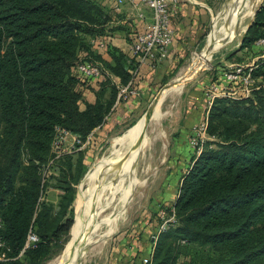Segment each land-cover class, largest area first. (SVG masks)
<instances>
[{"label": "trees", "instance_id": "16d2710c", "mask_svg": "<svg viewBox=\"0 0 264 264\" xmlns=\"http://www.w3.org/2000/svg\"><path fill=\"white\" fill-rule=\"evenodd\" d=\"M113 19L101 0H0V250L7 258L0 264H41L73 223L84 153L53 145L62 130L84 142L127 99L109 75L132 86L138 62L113 44L110 59L91 49L115 31L132 42L130 29ZM259 39L264 0L240 50ZM84 53L109 75L102 73L95 101L81 109L74 69ZM250 73L247 96H216L206 105L209 139L198 154L192 149L167 211L173 221L155 226L151 264H264V58ZM49 187L60 190L56 204L44 197ZM29 229L38 240L19 255Z\"/></svg>", "mask_w": 264, "mask_h": 264}, {"label": "rangeland", "instance_id": "374dc122", "mask_svg": "<svg viewBox=\"0 0 264 264\" xmlns=\"http://www.w3.org/2000/svg\"><path fill=\"white\" fill-rule=\"evenodd\" d=\"M226 3L227 0L211 1L212 20L209 27H207L204 45L188 50L185 59L181 60L177 68L172 72L170 81L177 78L184 80L180 85L181 89L173 95H165L163 103H161L163 116L157 121V126L152 123L146 127L147 146L140 148L138 145L134 146L131 160L125 163L124 169L119 175H115L108 191L109 195L107 193V197L99 203V213L96 220L97 228L93 234V244L81 264H108L111 253L116 251L121 241L126 240L129 244L136 243L142 239L144 233L146 234L145 238H149L153 231L152 228L156 224H160L159 221L161 222V219L167 217V211L175 199L181 176L186 171L193 152L192 148H190L188 161L183 166L179 167L176 164V161L179 160V154L176 153L175 146L179 141L183 118L192 99L197 98L198 101L199 97L204 96L207 105V92L212 84L226 85L228 89H235L238 92L234 91L236 93V95L232 94L234 97L247 96L250 93L253 83L247 88H243L239 81L227 83L223 74L238 66H241L243 72L246 73L249 67L253 66L258 59L264 58V45L262 44L255 42L250 49L244 50H240L239 47L245 28L252 22L255 10L262 5L263 0H239L235 2L233 9L224 12V17L221 18L222 13L219 16H214L224 8ZM122 5L118 10L111 6L110 9L114 14V18H117V13ZM213 20L217 21L215 27L217 32L215 35L213 33L217 47L209 57L205 56V58H202L201 53L205 50L206 37L211 32ZM127 23L124 24L130 29L132 26ZM120 36L125 39L128 38L124 33L115 31L111 34L107 33L102 39L92 40V52L105 59L107 45H114L117 42L116 39L120 38ZM226 36L230 39L221 46ZM94 41L99 43L94 44ZM100 43L103 45L100 46ZM127 43L128 45L130 44L129 41ZM231 53V58L226 59V56ZM85 56L86 53L81 58ZM87 56H91L98 62L96 63L100 66L102 73H107L102 61L92 55L87 54ZM238 59H241V61ZM74 76H76L77 81L75 89L80 93L84 88H90L93 83L98 82L82 80L75 72ZM187 78L190 79L185 81ZM165 84L160 86L158 90L163 88ZM176 84L178 82L176 83L175 81L174 85ZM172 85L170 84L166 87H172ZM166 87H164L165 90ZM193 94L197 95L193 96ZM200 94L201 96H199ZM153 107L154 105L152 109ZM146 108L138 118L125 126L107 134L105 131L102 134L99 132L94 133L89 139V143L82 148L76 146L77 144L71 136L67 137L63 143H58L60 134L56 137L57 141L53 145L56 151L82 150L84 153V172L80 182L75 186V195L71 205L72 220L73 218L75 220V204L80 194V188L85 182L90 169L103 156H107L109 151L116 148L115 142L118 137L137 125L138 121L143 117ZM207 108L209 107L207 106ZM206 139H209L207 134L204 140ZM197 151L196 149V154ZM50 184H53V181H50ZM59 193L60 190L49 187L44 197L52 204H56ZM74 220L68 233L58 240V243L52 247L50 254L41 264H50L60 255L73 235ZM182 258L180 257L179 261Z\"/></svg>", "mask_w": 264, "mask_h": 264}, {"label": "crops", "instance_id": "0c3cea01", "mask_svg": "<svg viewBox=\"0 0 264 264\" xmlns=\"http://www.w3.org/2000/svg\"><path fill=\"white\" fill-rule=\"evenodd\" d=\"M211 1L177 0L172 13L174 36L166 58L162 59L154 69L150 68L146 62L137 65L132 79L133 84L130 86V88H134L137 91V94L125 97L127 99L123 101L116 102L110 113L106 116L102 127L94 130L95 133L99 132L102 134L105 131L107 134L138 118L141 112L148 106L158 88L170 81L172 72L177 68L180 61L185 59L187 51L191 48L204 45L207 27H209L212 20ZM113 2L114 0H101V3L108 8H111ZM141 14H143V17ZM149 15L150 12L147 8L141 5L134 6L133 4L125 3L117 13V18L113 19L112 24H124L128 22L127 24L132 26L130 28L131 34H129L131 38V36L134 37L141 30L144 21L149 18ZM223 15L224 13L221 14V18ZM216 24L217 21L213 20L210 33L216 34ZM208 35L206 37L205 48ZM116 40L117 42L114 45L122 49L128 56H131L130 45L132 42L128 45L127 39L122 38V36ZM106 59H110L107 54ZM109 77L117 87H121L118 77L112 74ZM99 86V83L95 82L90 88H84L81 91L82 99L79 102L81 109L84 108V102L93 103L95 101V91L99 89ZM195 95L193 94V96ZM205 111L206 100L204 96L199 97L198 101L197 98L192 99L183 118V125L179 132V141L175 146L176 153L179 154V160L176 161L179 167L188 161V153L190 151L188 147L189 133L194 125L205 118ZM152 229L153 233L155 226ZM152 233L149 235L150 239L145 238L146 234L144 233L142 239L136 243L129 244L126 240L121 241L116 251L111 253L108 264H139V257L149 253L152 249L150 246L152 245Z\"/></svg>", "mask_w": 264, "mask_h": 264}, {"label": "built area", "instance_id": "2783aa9c", "mask_svg": "<svg viewBox=\"0 0 264 264\" xmlns=\"http://www.w3.org/2000/svg\"><path fill=\"white\" fill-rule=\"evenodd\" d=\"M130 3L134 6H143L147 8L150 12L149 18L144 21L142 28L139 32L135 34L133 37V41L130 45V54L132 58H134L138 64L142 62H146L150 68L154 69L158 63L164 58H166L168 54L169 47L172 43L174 36V28L172 26V13L177 0H114L113 7L115 10H118L119 7L124 3ZM143 17V14H141ZM99 43L98 41H94V44ZM257 44L264 45V39H259L256 41ZM103 44L100 43V46ZM254 67H249L248 71L245 73L241 69V66L234 68L229 72H225L223 74L224 80L228 82H236L239 81L243 85V88H247L252 82L251 70ZM74 72L82 79V80H91V81H99L102 78V70L100 66L91 60H86L85 58H80L77 62ZM242 88V87H241ZM235 89L227 88L226 85L221 84H212L210 89L207 92V99L209 107L214 98L216 96H232L236 91ZM135 95L137 91L134 88H130V83L125 86H121L118 92V98H125L127 95ZM206 127L207 120L205 118L200 121L198 124L194 125L191 130V137L189 140L190 147L192 149H196L197 154L200 152L202 148V143L204 141L206 135ZM71 136L73 141L79 144V148H82L87 143H89V139H91V134H89L84 142H81L77 136L69 133L68 131L62 130L59 136V142L63 143L67 137ZM57 139H55L54 144ZM173 221V216H167L163 218L162 223L160 224L159 229L162 230L166 227L167 223ZM0 228H1V220H0ZM38 240L36 234L29 229L26 235V239L24 245L19 253L21 255L25 249L29 248ZM4 245L1 236H0V248ZM153 253V247L151 251L142 257L141 264H151V258ZM5 254L0 250V262L6 260Z\"/></svg>", "mask_w": 264, "mask_h": 264}, {"label": "bare ground", "instance_id": "6f19581e", "mask_svg": "<svg viewBox=\"0 0 264 264\" xmlns=\"http://www.w3.org/2000/svg\"><path fill=\"white\" fill-rule=\"evenodd\" d=\"M238 1L235 0V2ZM214 35L210 33L207 39V45L208 43L212 44L211 52L217 47L214 42ZM204 51L201 53V57H209L211 52L206 51V49ZM183 81L182 78H177L176 83L178 82V84L166 87V90L163 88V92L159 95L153 109L151 107L147 118L142 117L135 127L118 137L115 142L116 148L109 151L107 156H103L92 166L76 200L73 235L60 255L50 264H81L84 261L86 253L90 251L93 244L99 203L107 197L115 175H119L123 171L125 163L131 160L134 146L138 145L139 148L147 146L146 127L152 123L157 126V121L163 116L161 103H163L165 95H173L178 92Z\"/></svg>", "mask_w": 264, "mask_h": 264}, {"label": "water", "instance_id": "95a60500", "mask_svg": "<svg viewBox=\"0 0 264 264\" xmlns=\"http://www.w3.org/2000/svg\"><path fill=\"white\" fill-rule=\"evenodd\" d=\"M234 5H235V0H227V3H226V5L224 6V8L220 11V12H218L217 14H215L214 16H219L221 13H224V12H226L227 10H229V9H233V7H234ZM256 11L257 10H255V13H256ZM250 24L251 23H249V25L245 28V30H244V32H246V30L248 29V27L250 26ZM230 38L229 37H224V43H222V45L221 46H223L224 44H226L227 42H228V40H229ZM242 42V38H241V40H240V43ZM220 46V47H221ZM219 47V48H220ZM206 49V51H210L211 52V49H212V44H210V43H208V45H207V47L205 48ZM213 52V51H212ZM212 52L210 53V55L212 54ZM196 73V72H195ZM190 78H187L185 81H188ZM176 80H171L170 82H168L167 84H165L164 86H163V88L164 87H166V86H168V85H170V84H174V82H175ZM163 88H160L159 90H158V92L156 93V95L153 97V99L151 100V102L149 103V105H148V107L146 108V111L144 112V115H143V118L144 119H146L147 118V116H148V114H149V112H150V109H151V107L154 105V103L157 101V99H158V97H159V95H160V93H161V91H162V89ZM73 220H74V218H73Z\"/></svg>", "mask_w": 264, "mask_h": 264}]
</instances>
